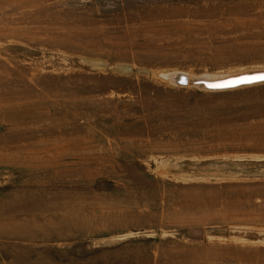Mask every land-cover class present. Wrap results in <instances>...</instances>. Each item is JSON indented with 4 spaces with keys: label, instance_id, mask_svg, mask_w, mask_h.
I'll list each match as a JSON object with an SVG mask.
<instances>
[{
    "label": "rangeland",
    "instance_id": "374dc122",
    "mask_svg": "<svg viewBox=\"0 0 264 264\" xmlns=\"http://www.w3.org/2000/svg\"><path fill=\"white\" fill-rule=\"evenodd\" d=\"M254 67L264 0H0V264H264V82L172 78Z\"/></svg>",
    "mask_w": 264,
    "mask_h": 264
},
{
    "label": "water",
    "instance_id": "95a60500",
    "mask_svg": "<svg viewBox=\"0 0 264 264\" xmlns=\"http://www.w3.org/2000/svg\"><path fill=\"white\" fill-rule=\"evenodd\" d=\"M229 75L212 79H204L202 77H211L212 74L203 73V74H194L193 78H190V74L186 72H177L173 80L178 84H194L202 85L205 88L212 90H223L231 89L240 86H247L251 84H256L264 82V79H259V77L264 76V67H254L249 69H244L241 71H234L228 73ZM170 75V74H169ZM225 74H220L217 76H223Z\"/></svg>",
    "mask_w": 264,
    "mask_h": 264
},
{
    "label": "bare ground",
    "instance_id": "6f19581e",
    "mask_svg": "<svg viewBox=\"0 0 264 264\" xmlns=\"http://www.w3.org/2000/svg\"><path fill=\"white\" fill-rule=\"evenodd\" d=\"M176 74H177V73H176ZM213 77H214V76H213ZM190 78H193V77H190ZM202 78H204V79H207V78H208V79H212V77H211V78H210V77H202ZM216 78H217V77H216ZM219 78H220V77H219ZM213 79H214V78H213ZM213 79H212V80H213Z\"/></svg>",
    "mask_w": 264,
    "mask_h": 264
},
{
    "label": "snow or ice",
    "instance_id": "6c2138e0",
    "mask_svg": "<svg viewBox=\"0 0 264 264\" xmlns=\"http://www.w3.org/2000/svg\"><path fill=\"white\" fill-rule=\"evenodd\" d=\"M259 79H264V76L259 77Z\"/></svg>",
    "mask_w": 264,
    "mask_h": 264
}]
</instances>
